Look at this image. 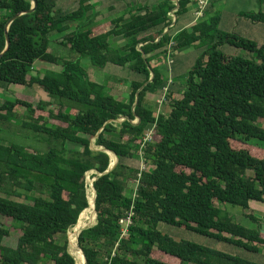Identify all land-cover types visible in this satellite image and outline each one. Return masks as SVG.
<instances>
[{
  "label": "trees",
  "instance_id": "obj_1",
  "mask_svg": "<svg viewBox=\"0 0 264 264\" xmlns=\"http://www.w3.org/2000/svg\"><path fill=\"white\" fill-rule=\"evenodd\" d=\"M36 1V9L25 12L33 0H0V88L40 87L50 97L34 104L16 95L0 105V264H78L68 232L73 228L74 241L79 224L90 217L85 213L96 216L93 185L92 199L87 195L90 171L103 174L93 175L97 223L78 234L87 264H264L159 229L167 223L256 253L264 248L262 227L247 228L221 207L230 203L247 211L251 201L264 203V45L222 31L221 16L211 9L190 29L175 32L169 14L174 0L134 7L107 22L90 0L69 12L58 7L59 0ZM192 2L197 4L179 0L178 19ZM19 12L25 13L9 26L6 49L7 23ZM245 15L264 22L262 10ZM52 35H60L64 54L51 49ZM118 38L125 43L118 45ZM198 43L208 48L190 70L186 89L170 95V113H157L146 97L168 88L162 66L169 54ZM225 43L260 61L225 54ZM83 57L100 68L114 64L138 73L129 81V97L110 93ZM37 61H62V68L34 74ZM18 108H25V118ZM122 116L129 119L119 122ZM151 129L156 139L142 147ZM93 141L118 155L111 171L105 173L109 153L93 149ZM140 151L151 168L126 163ZM130 215L129 235L122 237L121 220ZM94 220L92 214L87 225ZM10 226L21 231L14 244L6 241ZM156 248L170 261L157 257Z\"/></svg>",
  "mask_w": 264,
  "mask_h": 264
},
{
  "label": "rangeland",
  "instance_id": "obj_2",
  "mask_svg": "<svg viewBox=\"0 0 264 264\" xmlns=\"http://www.w3.org/2000/svg\"><path fill=\"white\" fill-rule=\"evenodd\" d=\"M92 3L96 5V9L100 12L99 20L100 21H108L114 17H117L123 13L128 14V4L134 3L133 0H90ZM175 1V0H174ZM213 6L211 8V1L207 7V10H210L211 15L217 14L221 16V24L219 28L225 32H235L240 36L253 39L264 45V22L254 21L251 18L245 15L246 12H264V0H212ZM128 3V4H127ZM80 4V0H59L58 7L63 11H73L77 9ZM134 5V4H133ZM75 26H72L73 30ZM110 27L103 29L101 31L108 30ZM60 35H52L51 38V49L54 50L58 55H62L65 53L64 48L57 43L56 39L59 38ZM118 45H123L125 43L124 39L118 38ZM208 44L198 43L190 46L189 48L182 49L171 52L170 56H168L167 63L162 66V70L165 73L168 82V89H164L156 94H148L146 97V103L151 105L157 113H170L171 111V97L170 95L174 93H182L183 90L186 89L188 84L189 72L196 65L198 58L201 54L207 50ZM222 51L227 55H237L244 56L250 58L252 60H256L259 62L260 60L255 56V54L239 47L232 46L228 43H225L220 47ZM82 64L88 70L90 75L94 77V79L98 80L100 83H105L108 86L109 92L112 93L115 97L119 99L125 100V98L129 97V93L131 91L130 82L131 80H137L140 76L138 73L133 72L131 68L128 66H118L114 64H108L104 68H100L94 66L89 57L82 58ZM62 61L60 63H50L37 61L36 65L33 69L34 74L38 71L45 73L46 70H61ZM173 89V91H172ZM19 95L23 98H28L33 101L34 104H37L40 99L50 100V97L46 94V92L40 87H24L18 85H12L9 88H0V105L3 104L5 98L14 97ZM163 99V102L160 100ZM18 113L21 118H25V108H18ZM261 124L264 126V119H261ZM147 134V137H150L149 141H154L156 136L154 134V129H151ZM1 136L3 137H11L7 136V132H1ZM8 143V141H5ZM29 143H36L33 139L29 140ZM96 145V144H95ZM249 146H252L249 144ZM264 152V151H262ZM262 154V153H260ZM264 156V155H263ZM126 163L133 168L136 169H148L151 168V164L149 165L146 157L143 155V152L140 151L137 157L126 159ZM96 171H90L87 173V187L88 190L94 182L95 177L93 176ZM90 180H92L90 182ZM133 184V183H132ZM131 184V185H132ZM136 185V183H135ZM133 187L130 188L131 191ZM89 194V193H88ZM217 204H219L216 201ZM221 207L227 212L235 222L242 224L250 229H259L264 233V208L256 201H251L250 210L245 211L239 205H233L230 203H221ZM90 212L89 219L92 218L91 211L85 213V218ZM246 213L254 214L257 218H259L260 223L254 222V220L246 216ZM1 219V217H0ZM88 219V221H89ZM97 219V218H96ZM85 220V219H84ZM10 222V220H6ZM87 221V222H88ZM84 221V224L87 223ZM97 220L90 224L95 225ZM11 236L6 238V241L10 244H14L19 235L20 230L15 229L13 226H10ZM68 235L70 236V231ZM159 229L164 233L171 235L176 240H188L192 242H196L220 251L227 252L229 254L237 255L242 258H245L250 261L255 262H264V248H262L261 252H253L247 249H244L239 246H235L233 244L227 242L217 241L213 237L204 235L202 233H198L187 229L185 227L174 226L167 223H161L159 225ZM77 234L75 236L74 241L71 239V246L74 251L77 249L75 245V240L80 232L75 231ZM70 233V234H69ZM128 236V235H127ZM126 236V237H127ZM71 246L69 247L72 252ZM155 255L162 260L170 261V255L156 248ZM194 264V263H187Z\"/></svg>",
  "mask_w": 264,
  "mask_h": 264
},
{
  "label": "water",
  "instance_id": "obj_3",
  "mask_svg": "<svg viewBox=\"0 0 264 264\" xmlns=\"http://www.w3.org/2000/svg\"><path fill=\"white\" fill-rule=\"evenodd\" d=\"M177 1H178L177 4H179V0H177ZM36 7H37V1H36V0H33V7H32L30 10L25 11V12H33V11L36 9ZM25 12H19V13L15 14L14 16H12V17L9 19V21H8V23H7V29H6V37H7V46H6V49H8V48L10 47V45H11V40H10V35H9V26L11 25V23H12L15 19H17L20 15L24 14ZM175 17H176V14H175ZM176 18H177V17H176ZM174 21H175V20H174ZM173 24H174V23H172V25H173ZM172 25H171V26H172ZM171 26H169V27L166 29L165 32H167V31L170 29ZM140 46H141V44H140ZM2 54H3V53H2ZM2 54H0V57L2 56ZM153 77H154V72H152L149 81H151V80L153 79ZM145 85H146V83H145V84H144V85H143V86L137 91V94H136V101H135V103H134V106H136V105L138 104V102H139L140 91L145 87ZM126 119H129V118L126 117V116H122L121 118L118 119V121H119V122H122V121H124V120H126ZM139 120H140L139 118H138L137 120H134V123H137ZM92 148H93V149H103V150H105L106 152L109 153V155H110V157H111V163H110L109 168L105 171V173L111 171V170L117 165V163H118V161H119V157H118V155H117L114 151L109 150V149H106V148H104V147H97V146L95 145L94 141L92 142ZM96 173L99 174V175H102V174H103V173H99V172H96ZM96 179H97V178H95L94 180H96ZM93 188H94V192H95L94 211H95V213H96V216H98V214H97V210H96V196H97V192H96V189H95V187H94V182H93ZM87 195H88V189H87ZM88 199H89V196H88ZM88 208H89V207H88ZM86 209H87V208H86ZM86 209H85V210H86ZM85 210H83V212H84ZM83 212H82V213H83ZM82 213H81V215H82ZM81 215H80V217H81ZM79 220H80V218H79ZM79 220H78V222H79ZM91 226H93V225H87V226H85L82 230L87 229V228H89V227H91ZM82 230L80 231V233L82 232ZM80 233H79V235H80ZM70 246H71V240H70V236H69V247H70ZM78 246H79V248L82 250V252H83V254H84V256H85V264H87V258H86V255H85L83 249H82V248L80 247V245H79V236H78ZM69 251H70V249H69ZM70 252H71V251H70ZM71 254H73V253L71 252Z\"/></svg>",
  "mask_w": 264,
  "mask_h": 264
},
{
  "label": "crops",
  "instance_id": "obj_4",
  "mask_svg": "<svg viewBox=\"0 0 264 264\" xmlns=\"http://www.w3.org/2000/svg\"><path fill=\"white\" fill-rule=\"evenodd\" d=\"M133 1H134V3H129V4L127 3L129 6V8H128L129 12L134 7H139V6H147V7L152 8V7H155L159 2V0H133ZM175 2H176V8L178 9V7H179V4H177L178 1L175 0ZM196 7H197V4L195 2H192L189 4L187 12L184 13L182 16H180L179 19L176 15L177 18L175 17V19H174L175 21L173 22L174 24L172 25V26H174L173 30L175 32H178L179 30L184 29V28L190 29L192 27V25L194 23H196V21H197L196 16H195ZM177 19H178V21H177ZM221 21H220V24H221ZM172 91H173V89H172ZM176 94H180V93H176ZM91 181L92 180H90V182ZM256 202H258L264 208V203L259 202V201H256ZM250 206H251V202H250ZM262 263H264V262H262Z\"/></svg>",
  "mask_w": 264,
  "mask_h": 264
},
{
  "label": "built area",
  "instance_id": "obj_5",
  "mask_svg": "<svg viewBox=\"0 0 264 264\" xmlns=\"http://www.w3.org/2000/svg\"><path fill=\"white\" fill-rule=\"evenodd\" d=\"M197 1V7H196V11H195V16L196 19H200L201 17H203L205 15V12L207 10L208 5L210 4V0H196ZM177 8H174L169 14L170 16L173 18V21L175 19V14H176ZM171 54V53H170ZM169 54V56H170ZM166 90L168 88H165ZM160 102H163V99L160 100ZM150 137H146L145 138V143L142 145V147L145 146L146 142L149 141ZM132 222V218L131 215L127 218H124L121 220V224H122V237H126L127 235H129V227L131 225Z\"/></svg>",
  "mask_w": 264,
  "mask_h": 264
},
{
  "label": "bare ground",
  "instance_id": "obj_6",
  "mask_svg": "<svg viewBox=\"0 0 264 264\" xmlns=\"http://www.w3.org/2000/svg\"><path fill=\"white\" fill-rule=\"evenodd\" d=\"M92 185H93V183H92ZM91 185V186H92ZM88 193H89V198H90V200L92 199V191H91V187L89 188V191H88ZM92 213H91V215L93 214V216H94V222L97 220L96 218V216H95V214L93 213V211H91ZM90 220L91 219H89V221L87 222V220L85 219V222H87V223H85L84 224V222L82 223V224H79L81 227H80V229L79 230H77L78 232H80L85 226H87V224L90 222ZM93 222V223H94ZM75 245H76V247H77V250L75 251V257H76V259H77V261H78V264H81V254H80V248H79V246H78V236H77V244H76V242H75Z\"/></svg>",
  "mask_w": 264,
  "mask_h": 264
}]
</instances>
